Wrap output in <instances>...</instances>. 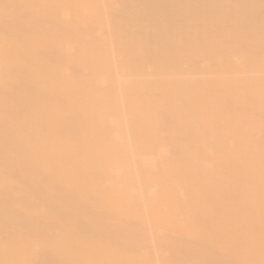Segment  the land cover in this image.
Instances as JSON below:
<instances>
[{"label":"bare ground","instance_id":"obj_1","mask_svg":"<svg viewBox=\"0 0 264 264\" xmlns=\"http://www.w3.org/2000/svg\"><path fill=\"white\" fill-rule=\"evenodd\" d=\"M0 264H264V0H0Z\"/></svg>","mask_w":264,"mask_h":264}]
</instances>
